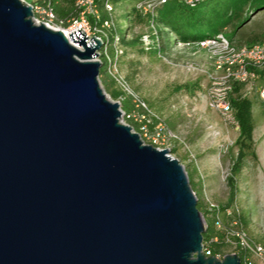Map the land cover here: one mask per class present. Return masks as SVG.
<instances>
[{
	"label": "water",
	"instance_id": "water-1",
	"mask_svg": "<svg viewBox=\"0 0 264 264\" xmlns=\"http://www.w3.org/2000/svg\"><path fill=\"white\" fill-rule=\"evenodd\" d=\"M85 35L0 0V264H241L204 254L184 165L121 121Z\"/></svg>",
	"mask_w": 264,
	"mask_h": 264
},
{
	"label": "rangeland",
	"instance_id": "rangeland-1",
	"mask_svg": "<svg viewBox=\"0 0 264 264\" xmlns=\"http://www.w3.org/2000/svg\"><path fill=\"white\" fill-rule=\"evenodd\" d=\"M133 1L115 0L119 20L123 18L128 22L129 13L134 17ZM206 3L207 0L199 6ZM175 5L191 8L182 2ZM164 10L162 8L159 12L163 14ZM232 31L234 28L231 26L226 29L227 34ZM145 32L146 27L136 25L126 40L141 34L144 36ZM158 42L157 48L162 47L163 41L159 39ZM169 42L165 38V50L156 55L145 46V50L124 48L122 54L109 49L101 51L100 60L101 63L106 61V70L116 82L114 88L123 90L120 81L124 82L156 117L179 136L180 141L170 142L169 155L179 160L186 171L193 172L196 177L198 175L200 183L206 181L201 184L200 198L203 203L208 198L220 205L224 210L219 218L224 226L236 219L249 238L264 247V103L257 90L264 81L254 83L251 88L245 86L242 91L243 97L253 102L254 141L252 148L246 150L247 156L237 175L235 202L226 208L229 199L227 178L239 151L236 141L240 137V129L234 110L235 123L227 122L211 108L207 97L212 77L220 78L224 72L216 69L214 57L209 51L194 43L180 42L175 35H170ZM232 42L238 46L264 43V10L250 15L248 22L237 30ZM101 86L113 100L110 90ZM252 151H255L256 157ZM223 251L231 252V248L224 247ZM255 264L264 263L255 259Z\"/></svg>",
	"mask_w": 264,
	"mask_h": 264
},
{
	"label": "built area",
	"instance_id": "built-area-1",
	"mask_svg": "<svg viewBox=\"0 0 264 264\" xmlns=\"http://www.w3.org/2000/svg\"><path fill=\"white\" fill-rule=\"evenodd\" d=\"M20 1L32 8L33 20L37 25L43 24L49 29L64 33L78 48L82 49L73 42L70 34L82 29L86 34L85 38H88V43L94 37L105 41L104 47L98 52L99 55L101 51L109 49L123 53L124 46L119 29L126 28V25L125 20L123 18L119 20L116 15L115 0ZM200 1L202 0H134L132 4L136 12L134 17L140 16L146 21L142 23V26L146 27V34L141 39L142 43L144 42L143 46L149 49L153 44L150 32L157 33L155 20L159 16L161 6L169 2H182L194 6ZM197 46L212 53L216 69L224 72L220 78L212 77V85L207 92L210 106L218 111L227 122L235 123L230 99L233 84L242 83L251 88L259 80V71H264V43L238 46L234 45L224 33H220L201 41ZM100 58L101 56L98 60L101 62ZM120 84L123 87L122 91L132 98L135 106V110L131 113L123 112L122 122L137 132L146 144L170 152V142L180 141L179 136L156 117L124 82L120 81ZM258 94L264 103V84H260ZM121 102L118 103L121 105ZM205 202L209 211L217 212V229L223 236L220 238L215 235L210 238L206 246L203 244L204 254L220 260L228 254H237L241 259V264H255V259L264 263V247L254 243L236 219L230 225L224 226L219 218L220 205L208 198H205ZM227 214L231 215L230 211H227ZM213 243L220 244L222 247L215 256H212L213 250L210 247ZM224 247H230L231 252L225 253Z\"/></svg>",
	"mask_w": 264,
	"mask_h": 264
},
{
	"label": "trees",
	"instance_id": "trees-1",
	"mask_svg": "<svg viewBox=\"0 0 264 264\" xmlns=\"http://www.w3.org/2000/svg\"><path fill=\"white\" fill-rule=\"evenodd\" d=\"M205 1L206 0H202L194 6L189 5L191 7L190 9L177 6L175 5L176 2H169L161 6L159 10L162 8L165 10L163 14L159 12V16L155 20L157 23V33H154L153 31L150 32V36L154 42L152 48H149L150 53L156 55L160 51H164L166 46L164 40L166 38L169 42L170 35H175L180 42L187 44L194 43L195 45L205 39L211 38L209 37L210 35L215 36L220 33H224L227 38L232 41L237 30L248 22L250 15L264 10V0H207V3L200 7L199 5ZM132 8L135 12L133 6ZM144 22L146 21L140 16L133 17L132 13L128 14V22L125 21L126 28L119 29V34L122 37L125 49L140 48V50H145L141 41L143 34L136 36L130 41L126 40L127 36L131 34L136 25ZM230 26L234 28V31L227 34L226 29ZM156 39H161V41H163L162 47L157 48L159 42ZM102 64L103 67L101 68L99 77L101 84L105 89L110 90L113 100H118L124 97V100L121 102V109L127 114L131 113L135 110L132 98L126 96L121 89L114 88L116 82L106 70V61ZM260 81H264V71H259V80L257 82ZM245 86L246 85L242 83H234L230 98L239 124L240 137L236 141L239 151L237 157L233 159L231 174L227 178L229 199L226 208H230L235 202L238 193L236 185L237 175L241 172L243 160L247 156L246 150L252 148L254 141L253 102L249 98L243 97L242 91ZM258 88L259 87H257V90ZM127 123L131 124L130 121H127ZM173 152H175V150ZM252 153L256 157L255 151H252ZM187 174L198 199V209L205 219L206 232L204 233V245L206 246L211 237L218 235L222 238L223 236L221 232L217 231V212L209 211L206 202L204 204L200 198L201 189L197 188L194 173L187 171ZM223 210L224 208H220V214ZM210 247L213 250L212 256H215V254L222 248L220 244L215 243L210 245Z\"/></svg>",
	"mask_w": 264,
	"mask_h": 264
},
{
	"label": "crops",
	"instance_id": "crops-1",
	"mask_svg": "<svg viewBox=\"0 0 264 264\" xmlns=\"http://www.w3.org/2000/svg\"><path fill=\"white\" fill-rule=\"evenodd\" d=\"M195 177H196V176H195ZM197 177H198V175H197ZM197 177H196V178H197ZM203 178H204V177H203ZM203 182H204V181H202V183H203ZM205 182H206V181H205ZM205 182H204V183H205ZM195 183H196V185H197V188H199V189L202 188V185H201L202 183H200V179H198V178L195 179ZM208 184H210L209 179H208Z\"/></svg>",
	"mask_w": 264,
	"mask_h": 264
}]
</instances>
